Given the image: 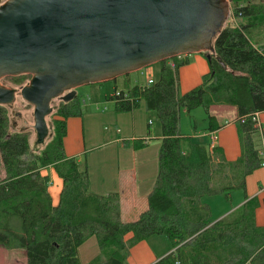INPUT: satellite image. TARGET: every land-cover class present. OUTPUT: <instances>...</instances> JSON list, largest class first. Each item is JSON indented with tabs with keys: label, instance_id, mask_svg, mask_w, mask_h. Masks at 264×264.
<instances>
[{
	"label": "trees",
	"instance_id": "1",
	"mask_svg": "<svg viewBox=\"0 0 264 264\" xmlns=\"http://www.w3.org/2000/svg\"><path fill=\"white\" fill-rule=\"evenodd\" d=\"M228 3L233 20H225L213 38L209 70L197 86L179 92L177 71L187 59L178 55L159 61L157 80L108 96L117 111L135 109L142 100L160 124L157 175L145 209L134 220L121 219L118 193L90 191L85 166L64 154L66 119L81 115L76 97L60 100L48 114L51 132L39 153L30 147L27 128L8 130L5 104H0V160L5 171L0 177V245L23 249L26 264H125L134 244L163 235L172 251L153 264H264V224L254 220L259 202L245 195V177L262 164L258 151L264 133L255 139V116L264 112V0ZM260 33L262 40L256 38ZM25 76L7 77L20 83ZM216 105L236 110L240 154L234 160H226L214 146L213 162L207 145L179 131L180 108L195 107L204 110L203 131L217 129L209 114ZM145 144L143 139L133 143ZM47 166L62 181L56 205L47 192L49 178L40 173ZM235 190L241 191L242 203L216 220L204 198H230ZM91 236L98 253L82 263L77 248Z\"/></svg>",
	"mask_w": 264,
	"mask_h": 264
},
{
	"label": "water",
	"instance_id": "2",
	"mask_svg": "<svg viewBox=\"0 0 264 264\" xmlns=\"http://www.w3.org/2000/svg\"><path fill=\"white\" fill-rule=\"evenodd\" d=\"M228 0H4L0 4V79L28 74L19 95L32 105L36 142L58 98L154 62L205 52L229 12ZM15 89L0 83V104ZM19 114V113H17Z\"/></svg>",
	"mask_w": 264,
	"mask_h": 264
},
{
	"label": "crops",
	"instance_id": "3",
	"mask_svg": "<svg viewBox=\"0 0 264 264\" xmlns=\"http://www.w3.org/2000/svg\"><path fill=\"white\" fill-rule=\"evenodd\" d=\"M183 56H184L183 58L187 59V63L180 66L177 71L178 90L180 93H184L190 90L191 88L197 86L201 82L202 76L205 73H207L209 70L207 59L205 58V55L203 53L196 52L193 53L191 56H189V54ZM141 75H144L145 83L143 84H147L148 81L153 80L150 79L152 78L150 77L151 76L150 70H145L144 72L141 73ZM153 75L154 78L159 76V68H156L155 72L153 70ZM155 80L156 79H154V81ZM134 84H138V83H134ZM118 90H125V89H118ZM111 93H109L108 96ZM108 96L106 97V99H108ZM138 107L137 109H139ZM96 109L99 112L98 111L94 112L95 119L100 118L99 115L102 117V112L106 110V109L99 110L98 107H96ZM135 109H132L130 111H117L115 110L113 103L114 112L131 113L130 114L131 128L129 133L131 134V138H126L127 136L126 133H124L126 136L121 135V131L123 130V127H121L120 124L123 125L125 123L124 117L109 114L108 119H111L112 122H114V126H115L114 137L112 139L107 140L106 142L105 140L104 141L102 140L101 142L104 143H96L95 145L99 147V146H103L104 144L106 145L113 143L116 145V147H120V148L131 146L132 148L130 150L131 152H126L128 151V149L125 148L119 150L115 155H111L107 152L104 153L103 155H100L98 161V167L96 168L97 171L91 168V165L89 166L87 164L84 165L87 170L88 187L90 191L100 195H106L110 192L118 193L119 203H120V217L123 221H131L136 219L138 214L145 209L146 196L153 186L158 170V155H157V163L155 166L154 165L155 160L151 155L152 151L150 152L146 150H139V148L143 147L144 145L141 147H134L133 145L135 139L145 140L144 137H141L142 136L141 134L144 133V129L142 128L140 131H137V129L139 128L138 123L140 118L141 117L145 118L146 113L135 112L136 111ZM82 114L83 111L81 110V115L70 116V117L81 118ZM209 114L214 117V121L218 126L217 129L211 130V131H215L216 139L214 142L210 141L208 135L210 131L203 132L202 134L203 136L206 137L208 141L207 148L210 151V155L211 156L213 155L211 153V149L214 146L219 147V150L223 156L227 155L229 157L234 152L236 154L237 151H239L240 154V145L238 140L237 129L236 127L235 128L231 127L232 126L231 123L234 122V120L236 119L235 107L213 106L209 110ZM255 118L257 125L259 126V130L257 133L258 136H256L255 139L260 140V134L264 133V112L257 113ZM67 119H66L65 136L67 134L66 133ZM225 120H227L226 123H224ZM149 122H150L149 120L146 121L147 133L149 131V126L151 124V122L150 123ZM118 128H120L121 131L118 130ZM64 138H63L64 154L67 157L75 158L76 162L79 165L80 163L79 150L75 151L69 149L64 144ZM160 139H161V133H160ZM75 141H76V137H75ZM65 148H67L68 150ZM90 148H93V146ZM229 158L232 159L233 157H229ZM40 173L42 175H46L49 178L50 183L47 186V192L49 194L52 205H56L59 200V193L62 187V181L51 166H49L48 168L41 169ZM245 195L247 198L255 197L258 200L259 205L256 207L254 211V220L256 225L259 226L263 225L264 224V167H259L253 170L250 174H248L245 177ZM242 201L243 198H242V193L240 191L238 202L234 204V207L232 208L230 207L227 211L221 213L219 217H214V218H216L217 220L222 216L226 215L233 208L241 204ZM161 236L163 235H153L145 240H141L136 244H134L129 250V254L127 256V260L125 264H153L167 253L171 252L172 249L169 240L165 236L163 237H165L166 240L162 239ZM158 244H161V248H158ZM81 247L82 245L79 247L78 253L80 252ZM97 253L98 250H96L95 253L87 260L84 261L81 259L79 260L82 263H85L89 261L91 258H93ZM15 264H26L25 258L22 260V262L18 261Z\"/></svg>",
	"mask_w": 264,
	"mask_h": 264
},
{
	"label": "rangeland",
	"instance_id": "4",
	"mask_svg": "<svg viewBox=\"0 0 264 264\" xmlns=\"http://www.w3.org/2000/svg\"><path fill=\"white\" fill-rule=\"evenodd\" d=\"M4 1V0H3ZM2 1V2H3ZM229 5V3H228ZM230 9V7H229ZM228 9V10H229ZM233 20L230 17V11L228 12L226 20ZM262 34L260 33L256 38L259 40L261 39ZM193 53L189 54L191 56ZM183 56V55H181ZM208 64V63H207ZM156 68L160 70V63L154 62L148 66H145L141 69L136 71H132L128 74H123L117 76L115 79L91 83L86 85H80L75 88L76 91V98L78 104L83 111V114L80 117H69L67 119V134L64 138V144L72 150L78 151L80 155V163L79 166L84 165H91L95 171L98 167L99 156L103 155L104 153H109L111 155H115L121 149H128L126 152H131V146L124 147H116L115 144H104L103 146H95L96 143H104L101 142L102 140L105 142L109 139L114 137L115 126L114 122L111 119H108L109 114L115 116H123L124 117V124L120 126L123 127L121 131L120 128L118 130L121 131V135L127 134L126 138H131L130 128H131V117L130 112H114L113 111V102L111 100L106 99L109 93H111L114 89H127L134 83L143 84L144 75H141L142 72L145 70H150L151 76L154 79H158V76L154 78L153 70L155 72ZM30 79V75L25 76L24 80L20 83H16L10 77H4L0 79L1 84H6L9 88L15 89V95L13 101L10 104H5V113L7 115V123H8V130L13 131L15 129H25L27 128L29 131V141L30 147L33 149V152L39 153L43 148L46 142L49 140L51 128L48 131L49 135L44 139L42 143L36 142V135L33 129V116H32V108L33 106L28 104L22 97L19 95V90L22 87L23 83H28ZM151 81V80H150ZM148 81V82H150ZM58 98H53L50 102V106L54 110L59 103ZM221 107H230L229 105H216ZM98 107L99 110L106 109L102 112V117L99 115L100 118H94V112L98 111L96 109ZM139 109H135V112H145L146 117H141L139 120V128L137 131H140L142 128L144 129V133L141 134V137H144L146 140V145L139 148V150H146L152 151L151 155L155 160V166L157 163V155L159 151L160 145V124L158 120L155 118V115L152 111H147L144 108L143 101L141 100L139 103ZM99 112V111H98ZM97 112V113H98ZM19 113V114H17ZM205 113L201 107H195L190 111H186L183 108L179 110V118H178V125L179 131L183 135H189L192 139L196 142L203 143L207 145V139L203 136V130L207 127V121L205 120ZM46 122H50L52 120V116L48 115L45 117ZM150 121L151 124L149 126L148 133L146 132V121ZM225 120L224 123H226ZM231 127L237 129V123L232 122ZM11 127V129H10ZM215 132V131H214ZM238 134V132H237ZM76 137V141H75ZM81 137V138H80ZM239 140V136H238ZM240 145V144H239ZM93 148H90L92 147ZM77 147V148H76ZM67 149V148H65ZM68 150V149H67ZM239 151L232 153L231 156L233 157L230 159L227 155L224 157L227 160H234L238 157ZM213 162L217 161V158L214 155L211 156ZM115 164V163H114ZM95 165V166H94ZM94 166V167H93ZM49 166L45 167L48 168ZM43 169V168H42ZM41 170V169H40ZM5 176L4 167L1 164L0 160V177ZM50 183V182H49ZM49 185V184H48ZM240 195L239 190L231 191L230 198H225L223 195H212L206 196L204 199L208 203L211 213L213 217H219V215L225 211H227L230 207H234V204L238 202ZM156 238V237H153ZM162 239L165 237L161 236ZM95 237L91 236L86 239L83 243H81L82 247L80 248V252L78 253V249L81 245L77 248V255L81 260H87L90 258L96 250H98ZM166 240V239H165ZM158 248H161V244H158ZM23 249H7L4 246L0 245V264H15L18 261H21L25 258Z\"/></svg>",
	"mask_w": 264,
	"mask_h": 264
},
{
	"label": "built area",
	"instance_id": "5",
	"mask_svg": "<svg viewBox=\"0 0 264 264\" xmlns=\"http://www.w3.org/2000/svg\"><path fill=\"white\" fill-rule=\"evenodd\" d=\"M172 66V64H171ZM150 123V122H149ZM210 141L214 142L216 139V135L214 131H210L208 133ZM259 155L262 157V164L261 167H264V138L262 137L260 142H259V151H258ZM175 264H179L178 262H175Z\"/></svg>",
	"mask_w": 264,
	"mask_h": 264
}]
</instances>
